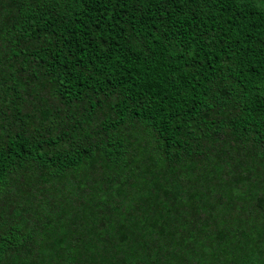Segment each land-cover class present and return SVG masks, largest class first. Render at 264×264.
<instances>
[{"label": "trees", "instance_id": "trees-1", "mask_svg": "<svg viewBox=\"0 0 264 264\" xmlns=\"http://www.w3.org/2000/svg\"><path fill=\"white\" fill-rule=\"evenodd\" d=\"M0 264H264V0H0Z\"/></svg>", "mask_w": 264, "mask_h": 264}]
</instances>
